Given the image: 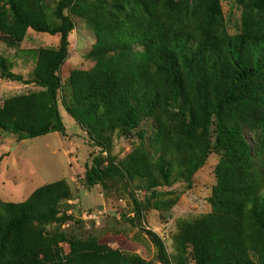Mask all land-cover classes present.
<instances>
[{
  "label": "trees",
  "instance_id": "16d2710c",
  "mask_svg": "<svg viewBox=\"0 0 264 264\" xmlns=\"http://www.w3.org/2000/svg\"><path fill=\"white\" fill-rule=\"evenodd\" d=\"M47 1L0 0V42L34 64L25 78L0 57V80L37 89L2 101L0 132L17 142L65 135L62 107L99 149L83 189L127 199L133 217L120 218L133 226L148 210L169 214L174 186L192 191L215 155L211 211L178 221L175 247L189 244L195 264H264V0H230L241 11L235 34L221 0ZM73 18L94 37L92 67L73 69L64 87ZM29 30L59 37L58 47L18 51ZM114 138L137 144L122 160L112 155ZM73 199L60 180L23 202L0 200V264H151L83 233ZM144 232L158 264H182Z\"/></svg>",
  "mask_w": 264,
  "mask_h": 264
},
{
  "label": "rangeland",
  "instance_id": "374dc122",
  "mask_svg": "<svg viewBox=\"0 0 264 264\" xmlns=\"http://www.w3.org/2000/svg\"><path fill=\"white\" fill-rule=\"evenodd\" d=\"M221 4L224 17L229 21V33L235 34L239 29L240 8L230 0H221ZM48 7L49 19L53 21L52 3ZM73 20L75 29L69 37V56L61 68L64 87L68 81V74L73 69L92 67V63L85 57L94 43V37L82 22L75 18ZM58 44L57 36L38 34L29 30L18 51H30L40 47L57 48ZM0 57L14 63L13 72L25 78L33 70L34 64L31 61L25 63L23 56L17 54L15 50L6 48L1 42ZM32 90L37 89L33 85L26 86L0 80V105L6 98ZM68 99L72 103V99L69 97ZM60 111L66 129L65 135L53 133L17 142L9 131L0 132V200L20 203L40 186L65 180L74 196V201L69 203L71 205L79 203L81 206L76 216L83 222V233L93 232L101 237V242L113 249L133 252L146 262L158 264L154 245L144 232L150 231L164 242L167 254L174 263L180 256L182 264H195L190 245L186 244L183 251L176 248L173 236L176 234L178 221L210 213V206L205 201L210 196L211 187L215 185L213 169L218 163V157L209 156L204 167L195 174L192 191L181 192L179 184L174 186L180 189L179 198L169 214L161 216L157 211L148 210L143 214L139 224L133 226L120 218V214L123 213L128 214V218L133 217L127 199L117 198L112 192L104 194L98 187L91 191L83 189L85 168L99 149L88 140L83 130L77 127L62 107ZM136 144L135 138L129 140L114 138L112 155L123 160ZM135 196L141 199L144 192L137 190ZM68 213L73 214V211ZM64 228L70 229L69 226ZM63 250L66 252L67 248L64 246Z\"/></svg>",
  "mask_w": 264,
  "mask_h": 264
}]
</instances>
